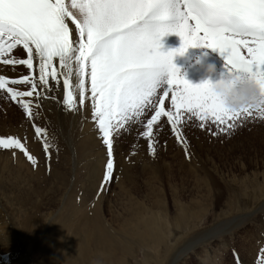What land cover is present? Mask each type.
I'll return each mask as SVG.
<instances>
[{"label":"rangeland","instance_id":"obj_1","mask_svg":"<svg viewBox=\"0 0 264 264\" xmlns=\"http://www.w3.org/2000/svg\"><path fill=\"white\" fill-rule=\"evenodd\" d=\"M161 39L164 53L181 45L175 34ZM192 48L209 60L207 48L189 47L172 58L177 75L193 85L219 81L223 76L217 69L210 76H199ZM2 96L0 137L12 135L24 141L35 163L18 149L0 148V264H260L264 250V121L250 117L234 129L219 132L210 121L202 129L194 119L185 120L178 125L185 144L177 142L167 118L161 117L154 123L159 129L153 154H149L146 138L138 134L142 125L118 129L112 138L114 168L105 183L107 149L96 126L91 138L84 129L76 132L71 146L56 129L45 131L43 136L47 135L41 139L32 125L46 126L42 111L32 108L34 122L6 96L19 110L13 112L14 122L4 121ZM168 101L165 97V103ZM150 115L147 112L142 120L146 122ZM214 131L215 136L211 134ZM48 136L46 155L44 139ZM210 192L216 194L213 204ZM218 196L220 201H215ZM98 198L103 224L108 227H101V237L95 235L96 221L90 216ZM200 205L209 210L200 214ZM227 210L229 216H224ZM151 220L161 236L155 244L162 242L158 250L151 245L150 230L155 228ZM187 224L192 228L190 239L184 237ZM195 227L208 232L196 235ZM191 244L200 250H186ZM28 247L33 249L31 257L22 258L18 253ZM76 248L81 254L75 253ZM205 250L207 253H202Z\"/></svg>","mask_w":264,"mask_h":264},{"label":"snow or ice","instance_id":"obj_2","mask_svg":"<svg viewBox=\"0 0 264 264\" xmlns=\"http://www.w3.org/2000/svg\"><path fill=\"white\" fill-rule=\"evenodd\" d=\"M169 34L177 35L181 45L164 53L160 41ZM18 47L26 58H16ZM189 47L218 52L226 73L252 80L262 98L256 109L226 111L212 83L193 85L178 76L172 58ZM0 64L27 69L15 78L0 74V91L31 120L33 99L39 104L41 95L61 81L64 108H90L107 149L106 183L114 168L113 134L130 122L140 123L147 112L150 118L138 134L146 138L149 154L159 129L154 123L161 117L177 142L185 144L178 128L185 120L194 119L202 129L210 121L219 132L250 117L264 121V0H0ZM32 126L43 139L45 130ZM0 148L18 149L35 163L26 143L15 136L0 137ZM44 150L47 155V140Z\"/></svg>","mask_w":264,"mask_h":264},{"label":"bare ground","instance_id":"obj_3","mask_svg":"<svg viewBox=\"0 0 264 264\" xmlns=\"http://www.w3.org/2000/svg\"><path fill=\"white\" fill-rule=\"evenodd\" d=\"M68 24H69V26H70V28H72V29H74V25H72L71 24V20H68V21H66ZM178 39V38H177ZM160 43H161V48H160V51H162V39H161V41H160ZM180 45H178V47H179ZM195 50H196V48H192V53H191V58L192 59H194L195 60V65L197 66V68H199V70L197 71L198 72V74H199V76H201L202 74L203 75H205V76H207L209 73L211 74V72H209L208 71V68L211 66L212 67V69H213V71H215L216 69L219 71V73L221 72V76H224L225 74H226V71H225V68H224V65L223 66H220L219 64H217V63H215V62H213L212 60H210V58H209V60L207 59V62H206V59H203V57L201 58V57H199V55L195 52ZM13 53L15 54V56H16V58H26V53H24L23 52V50L21 49V48H17V49H14L13 50ZM10 55H12V54H10ZM208 58V57H207ZM26 72H27V69L24 67V66H22V65H17V66H15V70H13V66H11V65H7V66H5V65H3V64H0V74H3V75H5L6 77H8V78H15V77H18L19 75H21V74H26ZM38 74V73H37ZM210 74H209V76H210ZM216 74V73H215ZM215 77V76H214ZM221 78V77H220ZM213 79H215V78H213ZM210 80V79H209ZM16 87L18 88V89H20V90H24V88L26 87L25 85H16ZM1 94L3 95L2 97L4 98V100H3V102H4V104H3V106H4V111H3V118L2 119H4V121H7V122H11L12 123V121L14 122V116H13V112H18V110L21 112V113H23V109H22V107L20 106V108L19 109H17L16 107H14L13 105H11V102H9L8 101V99H7V95L5 96L4 95V93L2 92V91H0V96H1ZM62 96H63V92H62V81L59 83V84H55V83H53L52 84V87L47 91V92H45V93H43L42 95H41V97H40V99H39V104H37L36 102H35V99H33V103H32V106H31V110H32V108L34 109V110H36L37 112H38V110H40V111H42L41 112V116H42V118L44 119V121H45V124H46V126H47V128H46V126L44 125V126H40L42 129H44L45 131H49V130H51V131H56V130H58V132H60V134H62L64 137L63 138H65V140L67 141V143L69 144V146H71V144L73 145V143H74V136H75V133L77 132H79L80 130H85L86 132H87V135L89 136V138H91V137H93L94 136V132H93V127H95V125H94V121L91 119V116H90V108H80V110H79V112H76L75 110H72V111H70V110H68V109H66V108H64L63 107V105H62ZM9 98V97H8ZM25 98H27V97H25ZM6 100H7V102H6ZM86 103H88V102H86ZM6 106V107H5ZM34 110H32L33 112H34ZM37 117H40V116H37ZM142 118H143V120L145 119L144 117H141V120H142ZM165 119V118H164ZM22 120V119H21ZM36 120V119H35ZM35 120H34V122H35ZM39 120V119H38ZM142 120V121H143ZM42 121V120H41ZM38 122H40V120L38 121ZM144 122V121H143ZM6 123V122H5ZM39 125V124H38ZM140 125H142V123L140 122V123H135V122H130L128 125H126L125 127H124V129L125 128H127V129H129V127H132L133 126V128H137L138 126H140ZM31 126V125H30ZM49 127V128H48ZM11 128V127H10ZM56 129V130H55ZM131 129V128H130ZM185 129V128H184ZM132 130V129H131ZM31 131H32V129H31ZM34 132V131H33ZM81 132V131H80ZM96 133V132H95ZM166 133V132H165ZM47 135V134H46ZM46 135H44V136H46ZM31 136V135H30ZM167 136V135H166ZM51 137V136H50ZM31 138H33V136H31ZM88 138V139H89ZM51 139H53V138H51ZM26 140V139H25ZM33 140V139H32ZM31 140V141H32ZM44 140H47L48 142L50 141V138H49V136L48 137H46ZM34 142H36V143H38V141L34 138ZM102 142V141H101ZM163 150V149H162ZM65 153V152H64ZM73 160L75 159V157H73L72 158ZM75 167V166H74ZM247 178H249L248 176H246ZM246 179V178H245ZM158 180H159V177H158ZM236 180V179H235ZM244 180V179H243ZM253 181H254V179H253ZM245 182V181H244ZM205 183V182H204ZM161 184V183H160ZM246 185L248 186V181L246 182ZM176 189V188H175ZM224 189V188H223ZM172 190H173V188H172ZM198 190V189H197ZM173 191H175V190H173ZM228 192V191H227ZM215 193H218V191L217 192H215ZM161 194V193H160ZM175 193H173V195H174ZM263 194H264V189H263ZM262 194V195H263ZM213 195V196H212ZM216 195V194H215ZM212 192H210V194H209V196H210V201L212 200V202H211V204H213V199H212V197H214L215 196ZM218 195V194H217ZM175 197V196H174ZM65 198V193L61 196V199H60V201L61 202H63V199ZM101 198V197H100ZM130 199V198H129ZM132 200L134 199V198H131ZM216 200H218V201H220V196H218V197H216V199H215V201ZM100 201L101 200H99V198H98V200H97V203L95 204L96 206H94L95 208L94 209H92V208H90V209H92V210H90L92 213H91V215L90 216H92L93 215V217L95 218V221H96V231H95V235L96 236H100L101 237V235L102 234H104V232H103V229H102V231L100 230L101 229V227H106L103 223H104V217L100 214V207H101V204H100ZM135 201H137V200H135ZM162 201V200H161ZM142 203V202H141ZM145 203V202H144ZM174 203L176 204V202L174 201ZM206 203V202H205ZM159 204V203H158ZM142 205H144V204H142ZM162 208H164V209H166V206H165V203H164V201H162ZM193 205H196L195 203L193 204ZM135 206H136V204H135ZM146 207L145 208H147V205H145ZM208 206H211L210 205V203H209V205ZM208 206H205L204 207V205H200L199 207H197V211H199L200 212V214L202 213V212H206V211H208L209 210V207ZM160 207V206H159ZM208 207V208H207ZM134 208V207H133ZM143 208V207H142ZM144 208V209H145ZM150 208H155L154 206H152V207H150ZM207 208V209H206ZM137 209V208H136ZM147 210V209H146ZM230 210V209H229ZM229 210H227V211H225L224 213H223V215L225 216L226 214H227V216H229ZM239 210V209H238ZM134 211V210H133ZM136 211V210H135ZM145 211V210H144ZM116 212H118V211H116ZM119 213V212H118ZM180 213V212H179ZM135 214V213H134ZM137 214V213H136ZM152 214V213H151ZM140 215V214H139ZM155 215L156 216H159L160 218H161V214L160 213H156L155 212ZM222 215V216H223ZM51 216L52 215H50L49 216V219L51 218ZM111 216V215H110ZM133 216V215H132ZM147 216V215H146ZM200 216V215H199ZM239 216V215H238ZM243 216V215H242ZM114 217V216H113ZM151 217V216H150ZM209 217V216H208ZM230 218H231V216H230ZM147 219V218H146ZM180 219V217H178L177 219H176V223H178V221H180L179 220ZM148 220V219H147ZM161 220V219H160ZM208 220H210V218L208 219ZM154 221V220H153ZM156 221V220H155ZM150 222V221H149ZM150 223H152V225L154 224L155 225V228H151L152 230H150L151 232H150V234H151V236H152V242H151V245H155L156 244V242H160V239H161V236H160V234H159V232H158V227L156 226V223H154V222H152V220H151V222ZM219 223V222H218ZM226 223V222H225ZM158 224V223H157ZM112 225V224H111ZM111 225H110V227H111ZM130 225H133V224H130ZM141 225V224H140ZM149 225V224H148ZM147 225V226H148ZM152 225H150V227L152 226ZM175 225H177V224H175ZM226 225V224H225ZM230 226H231V224H230ZM200 227V226H199ZM198 227V228H199ZM106 228H108V227H106ZM106 228H104V229H106ZM112 228V227H111ZM110 228V229H111ZM197 227H195V229H196ZM198 228L194 231V233L196 234V235H203V234H205V233H207L208 231H204V232H201V231H199L198 230ZM217 228H219V227H217ZM224 228V227H223ZM187 229H188V232L186 231V236H184V237H186V239H190V238H192V228H190L189 227V224H187ZM137 230H140V229H137ZM142 230H144V229H142ZM225 230V229H224ZM107 231V230H106ZM105 231V232H106ZM129 231V230H128ZM14 233H15V231H13ZM191 232V233H190ZM14 233H13V235H14ZM169 233H171V232H169ZM190 233V234H189ZM106 234V233H105ZM143 234H144V231H143ZM94 235V237L96 238V236ZM105 236V235H104ZM113 235H111V237H112ZM170 236H171V234H170ZM15 237H16V239L18 240V237L16 236V233H15ZM110 237V236H109ZM204 237H207L206 235L204 236ZM112 239V238H111ZM113 239H115V238H113ZM12 240V239H11ZM95 240V239H94ZM96 240H98V239H96ZM118 240V239H117ZM166 240V239H165ZM180 240V239H179ZM102 241H104V239L102 240ZM113 241V240H112ZM100 242V241H99ZM98 242V243H99ZM18 244H20V242H17ZM70 243V242H69ZM110 243V242H109ZM140 243V242H139ZM162 243V242H161ZM161 243H158V245L156 246V247H154V249H157L158 250V247H160V244ZM177 243V242H176ZM70 244H72V243H70ZM97 244V243H96ZM122 244V243H121ZM142 244V243H141ZM188 244H190V243H188ZM77 245V244H76ZM178 245V244H177ZM13 246H15V245H13ZM70 246V245H69ZM73 246H75V244L73 245ZM125 246V245H124ZM172 246H173V244H172ZM197 246V244L195 245H190L189 246V248H187L188 246H186V247H182L180 250V253H183L184 251H186V250H191L192 251V249H193V252L194 251H196V250H200V248H198V247H196ZM71 247V246H70ZM128 247V246H127ZM171 247V246H170ZM15 248V250L17 249V247H14ZM95 248V247H94ZM172 248V247H171ZM177 248V247H176ZM185 248H187L186 250H185ZM24 249V248H23ZM65 249V248H64ZM73 249V248H72ZM71 249V250H72ZM145 249V248H144ZM22 250V249H21ZM27 250L28 251H24V253L23 254H20V253H18L22 258H28V257H31V254H32V251H33V249H31L30 247H28L27 248ZM84 250V249H83ZM114 250H116V249H114ZM125 250H126V248H125ZM143 250V249H142ZM173 250H175V249H173ZM173 250H172V252H173ZM65 251H66V249H65ZM74 251V250H73ZM102 251V250H101ZM130 251V250H129ZM128 251V252H129ZM76 254L77 253H79V248H76V252H75ZM82 253H84V252H82ZM119 253V252H118ZM202 253H207V250H205L204 252H202ZM79 254H81V252L79 253ZM146 254V253H145ZM167 256V255H166ZM176 256V255H175ZM121 258H122V256H121ZM111 259V258H110ZM121 261V260H120ZM103 262V261H102Z\"/></svg>","mask_w":264,"mask_h":264},{"label":"clouds","instance_id":"obj_4","mask_svg":"<svg viewBox=\"0 0 264 264\" xmlns=\"http://www.w3.org/2000/svg\"><path fill=\"white\" fill-rule=\"evenodd\" d=\"M208 71H213L211 66ZM212 85L214 95L229 112H240L244 109L254 111L262 99L256 84L241 74L226 73Z\"/></svg>","mask_w":264,"mask_h":264}]
</instances>
